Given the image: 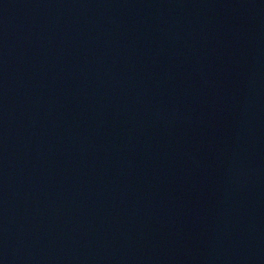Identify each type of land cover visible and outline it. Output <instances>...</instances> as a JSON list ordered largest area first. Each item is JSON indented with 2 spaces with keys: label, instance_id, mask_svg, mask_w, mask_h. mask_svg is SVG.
Here are the masks:
<instances>
[{
  "label": "water",
  "instance_id": "95a60500",
  "mask_svg": "<svg viewBox=\"0 0 264 264\" xmlns=\"http://www.w3.org/2000/svg\"><path fill=\"white\" fill-rule=\"evenodd\" d=\"M264 85V0H0V264H163Z\"/></svg>",
  "mask_w": 264,
  "mask_h": 264
}]
</instances>
